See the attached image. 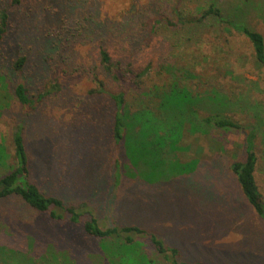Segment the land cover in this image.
<instances>
[{"label":"rangeland","instance_id":"1","mask_svg":"<svg viewBox=\"0 0 264 264\" xmlns=\"http://www.w3.org/2000/svg\"><path fill=\"white\" fill-rule=\"evenodd\" d=\"M212 3L226 15L238 13L242 24L264 36V0H0V13L9 16L0 52V147L5 153L0 177L17 165L13 132L21 124L33 152L32 179L45 195L65 204L87 203L104 227L139 226L178 248L180 260L189 264H264V221L231 170L234 162L246 159L253 137L255 178L264 197V68L243 35L216 22L195 36L166 24L154 33L148 28L149 18L174 22L179 13L197 17ZM103 48L122 66L117 67L122 83L104 71ZM21 57L26 64L18 75L14 65ZM130 71L144 74L143 92L176 84L197 98V118L226 115L239 128L212 127L203 133L170 107L174 118L161 130L184 120L180 134L172 136L179 149L163 156L179 162V175L165 179L170 172L165 167V174L155 171L163 179L145 184L142 174L148 166L134 162L133 167L128 149L136 175L129 172L118 184L111 136L114 106L103 91L125 88L132 112L158 106V98L143 100L128 85ZM18 82L30 95L52 91L33 115H25L15 100ZM43 218L18 198L0 200V248L29 253V232L45 224L54 235L37 239V252L42 244H53L61 264H109L101 241L88 238L82 226L67 224L54 231ZM141 244L156 264H167L147 241ZM8 264L21 263L12 258Z\"/></svg>","mask_w":264,"mask_h":264},{"label":"trees","instance_id":"2","mask_svg":"<svg viewBox=\"0 0 264 264\" xmlns=\"http://www.w3.org/2000/svg\"><path fill=\"white\" fill-rule=\"evenodd\" d=\"M14 2L18 4L19 0H14ZM222 10L212 3L207 9H203L201 15L197 17L183 16L179 13L177 20L174 22L163 17L149 18V32L154 33L158 25L166 24L172 29L181 32L184 31L186 34H193L195 36L197 32L204 30L208 24L216 22L217 26H223L230 33L233 30L243 35L251 43L256 61L264 68V36L242 24L244 17L238 13L231 11V13L226 15ZM8 19V14L2 11L0 13V52L1 44L8 33ZM100 58L106 74L115 82L122 83L118 71V68L121 69L122 66L120 64H114L109 52L104 48L100 51ZM25 64V57H21L15 62L14 70L18 75L22 73ZM129 74L130 79L128 85L131 86L132 84L133 90L141 93L142 95L140 94V97L143 100L145 97L148 99L150 97L158 98V106L155 109L143 106L136 109L135 112H132L127 101L128 92L125 88L119 93L103 91L113 101L114 106L111 136L114 142V177L118 184L121 183L123 176L129 172L134 176L136 175V171L130 167L131 164L133 167L134 165L136 166L134 162L137 165L142 164L148 166V173L142 174L147 181L141 179L148 185H155L158 183V180L163 179L162 176L155 172L158 169H161L160 174L164 173L165 167L170 169V172L165 177L167 180L179 175L177 173L181 169V166L178 164L179 162L172 161L169 158L166 160L163 156V153L164 155L168 153V156L170 154L173 155L179 149L177 145L176 147L173 145L175 138L172 136L176 132L180 134L182 120H184H174L173 127L170 126L165 131L161 130L163 125H165L164 127H168L170 117L174 118V115L168 113V108L170 107L177 108L176 111H179V114L186 118V121L193 128L201 130L203 133L206 131V128L212 127L226 131L239 128L238 123L226 115L212 114L200 119L197 118L194 107L197 98H194L185 88L181 89L176 84H173L163 91L156 89L157 91L143 92L144 74H136L131 71ZM51 93L52 91H46L44 93L30 95L28 87L23 82H18L14 88L15 100L20 105L22 112L28 116L33 115ZM2 97L4 96H0V99ZM166 111L165 118L164 114ZM154 127L157 128L156 134L153 133ZM24 131V126L19 124L13 132V144L17 165L4 176L0 177V200L12 197L18 198L29 209L43 216L45 222H51V227L54 228V231L57 227L67 224L82 226L83 232L88 238L101 241V252L108 259L109 264H156L154 260L143 253L141 244L143 240L147 241L158 254L162 255L167 264H189L180 260L181 254L178 248L167 245L163 239L139 226L104 227L93 216V212L87 203L65 204L59 198L45 195L32 179L33 152L26 145ZM175 137L180 138V136ZM252 138L246 159L244 161L234 162L231 170L244 196L264 221V197L259 191L255 178L258 157L254 150L255 147L252 143ZM128 149L133 153L131 164L126 157V150ZM122 151L124 155L121 157ZM153 154L157 157L154 162L151 160ZM4 155L5 153L0 147V162L5 158ZM164 159L166 163H164ZM152 164H155L153 166L155 167L154 169H152ZM44 225L32 229L33 231L29 232V242L32 247L30 251L28 250L29 253L20 255L13 251H6L4 248H0V260L5 264H8L12 258L15 262L20 261L21 264H61L55 245L47 244L46 248H44L42 244L39 252L34 247V243L41 236L46 239L54 235L53 231L49 230L51 228L45 227ZM32 254L34 255L32 256Z\"/></svg>","mask_w":264,"mask_h":264}]
</instances>
